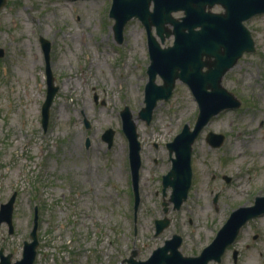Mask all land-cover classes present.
I'll use <instances>...</instances> for the list:
<instances>
[{
  "label": "rangeland",
  "instance_id": "1",
  "mask_svg": "<svg viewBox=\"0 0 264 264\" xmlns=\"http://www.w3.org/2000/svg\"><path fill=\"white\" fill-rule=\"evenodd\" d=\"M111 2L6 0L0 9V203L17 192L15 221L27 229L26 238L29 215L39 208L34 264H128L132 250L134 259L144 261L173 235L181 238L183 256H198L232 211L264 197V14L244 23L255 51L222 79L240 107L221 112L202 129L192 145L187 198L179 209L168 203L164 213L171 188L163 197L161 181L172 164L166 144L185 124L192 129L198 106L187 85L177 81L171 97L157 102L149 124L138 119L148 80L146 32L131 19L117 43ZM40 37L50 43L58 88L46 131ZM171 44L172 37L163 46ZM156 83H162L159 77ZM125 107L141 146L135 216L120 117ZM107 129L114 131L110 148L102 139ZM208 132L223 135L220 147L208 145ZM164 217L170 224L155 235L154 221ZM213 264H264V214L248 221Z\"/></svg>",
  "mask_w": 264,
  "mask_h": 264
},
{
  "label": "water",
  "instance_id": "2",
  "mask_svg": "<svg viewBox=\"0 0 264 264\" xmlns=\"http://www.w3.org/2000/svg\"><path fill=\"white\" fill-rule=\"evenodd\" d=\"M6 0H0V9ZM219 5L224 12L214 13L211 9ZM182 13L180 17L174 14ZM264 13V0H112L109 17L114 20L112 30L117 43L123 40V29L132 18L138 19L146 30L147 48L150 63L147 68L148 81L144 90V107L138 112V119L147 124L152 118V111L160 100H168L176 81L187 85L198 106V115L192 129L185 124L179 134L166 144L171 168L162 176V189L171 188L168 203L173 209H179L186 200L191 185L192 145L209 121L225 110L240 107V101L222 85L227 71L234 67L244 53L255 51L250 31L243 24L253 16ZM155 29V35L152 29ZM172 37L170 46L162 47L165 39ZM45 58L46 96L41 108V124L47 129L49 109L58 88L50 70L49 42L40 38ZM3 51L0 49V58ZM162 83L156 84V76ZM122 131L128 141V160L131 185L134 195V213L139 205V170L141 167L140 143L136 126L128 107L121 113ZM86 127L89 125L86 122ZM114 131L107 129L102 139L110 148ZM224 137L209 132L206 142L213 148L220 147ZM88 146V140L86 141ZM174 153V158H172ZM229 181V179H226ZM216 199H214L215 202ZM14 196L0 206V221L11 222ZM264 214V197H256L253 205L239 207L232 211L218 230L212 242L195 257H185L180 251L181 238L173 235L164 245L155 249L151 256L140 261L132 250L126 259L128 264H212L219 263L225 250L234 243L241 228L251 219ZM166 217L155 220V235L169 226ZM37 219L30 232L31 242L25 244L22 259L17 264H33L38 246ZM237 251L233 252V258Z\"/></svg>",
  "mask_w": 264,
  "mask_h": 264
},
{
  "label": "flooded vegetation",
  "instance_id": "3",
  "mask_svg": "<svg viewBox=\"0 0 264 264\" xmlns=\"http://www.w3.org/2000/svg\"><path fill=\"white\" fill-rule=\"evenodd\" d=\"M214 9H217L215 11ZM213 12L221 13L224 12L223 8L219 5H215L212 8ZM14 196V202H13V208H12V216H11V222L8 221H0V226L4 229L5 235L0 237V264H17L18 261L21 260L23 250L25 247V244L28 243L31 239L30 232L34 225V217L36 214L37 219V239H38V246H39V223H40V215H39V208L37 206L34 207L33 212L31 215H29V220H31V229L28 233L27 238L25 237V233L27 229H20L19 226L16 224V216L17 213L15 212V206L17 204V192L14 191V193L11 195V197ZM10 197V198H11ZM9 198V199H10ZM8 199V201H9ZM1 204V203H0ZM3 204V203H2ZM27 224V228H28ZM38 249V247H37ZM38 252V250H37Z\"/></svg>",
  "mask_w": 264,
  "mask_h": 264
}]
</instances>
